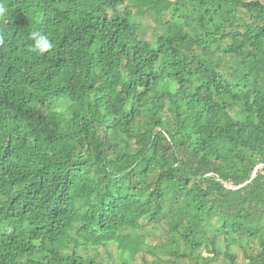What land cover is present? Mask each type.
I'll return each mask as SVG.
<instances>
[{
	"label": "trees",
	"instance_id": "1",
	"mask_svg": "<svg viewBox=\"0 0 264 264\" xmlns=\"http://www.w3.org/2000/svg\"><path fill=\"white\" fill-rule=\"evenodd\" d=\"M0 5V264H264V0Z\"/></svg>",
	"mask_w": 264,
	"mask_h": 264
},
{
	"label": "clouds",
	"instance_id": "2",
	"mask_svg": "<svg viewBox=\"0 0 264 264\" xmlns=\"http://www.w3.org/2000/svg\"><path fill=\"white\" fill-rule=\"evenodd\" d=\"M7 13V9L0 5V17L4 16ZM31 39L34 43L31 45V51L43 55L45 52L50 50L53 47V44L50 42L47 36L42 35L38 31H33L31 33Z\"/></svg>",
	"mask_w": 264,
	"mask_h": 264
},
{
	"label": "rangeland",
	"instance_id": "3",
	"mask_svg": "<svg viewBox=\"0 0 264 264\" xmlns=\"http://www.w3.org/2000/svg\"><path fill=\"white\" fill-rule=\"evenodd\" d=\"M145 22V28L141 32L142 37H146L147 39H152L153 38V30H152V24L149 22L147 18L144 19ZM110 250L114 251L115 249L113 247L110 248ZM103 256H106V251L104 249L101 250Z\"/></svg>",
	"mask_w": 264,
	"mask_h": 264
}]
</instances>
